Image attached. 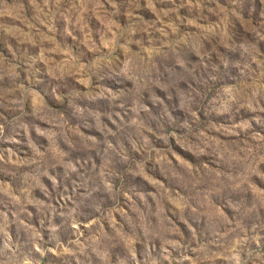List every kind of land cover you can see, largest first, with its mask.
Returning a JSON list of instances; mask_svg holds the SVG:
<instances>
[{"label": "rangeland", "instance_id": "374dc122", "mask_svg": "<svg viewBox=\"0 0 264 264\" xmlns=\"http://www.w3.org/2000/svg\"><path fill=\"white\" fill-rule=\"evenodd\" d=\"M0 264H264V0H0Z\"/></svg>", "mask_w": 264, "mask_h": 264}]
</instances>
